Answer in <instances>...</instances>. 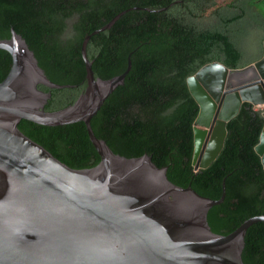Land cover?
Masks as SVG:
<instances>
[{
  "label": "trees",
  "instance_id": "obj_1",
  "mask_svg": "<svg viewBox=\"0 0 264 264\" xmlns=\"http://www.w3.org/2000/svg\"><path fill=\"white\" fill-rule=\"evenodd\" d=\"M126 10L87 45L96 78L122 75L129 58L132 62L124 85L92 119L95 135L117 155L150 156L158 168L168 169L172 183L191 186L203 197L220 200L225 183L224 202L208 213L218 235L227 236L245 221L264 216V166L256 152L264 109L244 102L227 124L217 159L196 170L200 107L187 82L210 63L235 70L263 58L264 0H0V40L10 39L14 28L47 77L70 86H38L51 93L45 110L58 111L74 105L88 87L85 38ZM12 64L11 54L0 49V83ZM19 129L71 168L91 169L101 162L83 122L48 127L22 120ZM242 258L245 264H264V222L248 229Z\"/></svg>",
  "mask_w": 264,
  "mask_h": 264
},
{
  "label": "water",
  "instance_id": "obj_2",
  "mask_svg": "<svg viewBox=\"0 0 264 264\" xmlns=\"http://www.w3.org/2000/svg\"><path fill=\"white\" fill-rule=\"evenodd\" d=\"M130 10L85 38L82 55L88 87L74 105L58 111L45 110L51 93L38 86L51 90L70 86L47 77L14 29L10 39L0 40V49L13 58L8 76L0 83V264H245L247 231L264 222V216L245 221L227 236L218 235L208 223V213L224 202L225 183L220 200L203 197L191 186L172 183L168 169L158 168L148 155L115 154L92 130V119L124 85L132 62L129 58L122 75L96 78L87 45L93 35L110 29ZM214 70L223 71L225 77L217 95L207 84ZM187 82L200 107L195 122V168L206 169L222 151L227 124L242 104L264 106V56L235 70L210 63ZM233 99L237 102L231 111L228 104ZM208 109L210 120L203 123ZM22 120L48 127L85 123L101 162L91 169L69 167L26 136L19 129ZM215 135L214 152L208 157L207 151L201 162L202 147L209 143V148ZM256 152L264 166V129Z\"/></svg>",
  "mask_w": 264,
  "mask_h": 264
},
{
  "label": "bare ground",
  "instance_id": "obj_3",
  "mask_svg": "<svg viewBox=\"0 0 264 264\" xmlns=\"http://www.w3.org/2000/svg\"><path fill=\"white\" fill-rule=\"evenodd\" d=\"M207 78H208V80H207L208 86H210V88L213 90V92L217 95L219 93V91L221 90V88L223 87V85H224V78L225 77H224L223 71H221V70H214L213 72H211L207 76ZM203 100H204V102H207L208 101L204 97H203ZM235 102H237L235 99H233L232 101L229 102V104H228V110H231L232 111L235 108V105H236ZM210 109H208L206 111V115H205L206 117L204 119H202L201 122L208 123V120H210L209 118L211 116ZM199 127H201V126H199ZM200 135H202V134H200ZM216 141H217V137L215 135L214 139L212 140V144L208 148V153H207L208 154V157L214 152V148L216 147Z\"/></svg>",
  "mask_w": 264,
  "mask_h": 264
},
{
  "label": "flooded vegetation",
  "instance_id": "obj_4",
  "mask_svg": "<svg viewBox=\"0 0 264 264\" xmlns=\"http://www.w3.org/2000/svg\"><path fill=\"white\" fill-rule=\"evenodd\" d=\"M12 29H14V28H12ZM12 29H11V34H12ZM11 37H12V35H11ZM4 40H6V39H4ZM40 86V85H39ZM221 110H222V107H221ZM208 144L209 143H207V145H206V147L204 148V146L202 147V151L200 152V161L202 162L203 160H204V158H205V155H206V153H207V151H208Z\"/></svg>",
  "mask_w": 264,
  "mask_h": 264
},
{
  "label": "rangeland",
  "instance_id": "obj_5",
  "mask_svg": "<svg viewBox=\"0 0 264 264\" xmlns=\"http://www.w3.org/2000/svg\"><path fill=\"white\" fill-rule=\"evenodd\" d=\"M220 1H222V0H220ZM257 109H259V110H262V109H264V106L263 105H261V106H257L256 107ZM198 129H200V130H204V129H206V128H204V127H197ZM197 162H199V161H197ZM203 162V161H202ZM198 164V163H197Z\"/></svg>",
  "mask_w": 264,
  "mask_h": 264
}]
</instances>
